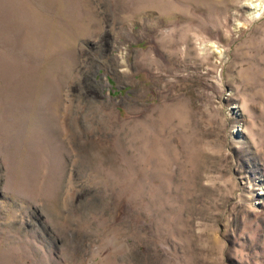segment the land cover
<instances>
[{"label": "rangeland", "instance_id": "obj_1", "mask_svg": "<svg viewBox=\"0 0 264 264\" xmlns=\"http://www.w3.org/2000/svg\"><path fill=\"white\" fill-rule=\"evenodd\" d=\"M0 264H264V0H0Z\"/></svg>", "mask_w": 264, "mask_h": 264}, {"label": "bare ground", "instance_id": "obj_2", "mask_svg": "<svg viewBox=\"0 0 264 264\" xmlns=\"http://www.w3.org/2000/svg\"><path fill=\"white\" fill-rule=\"evenodd\" d=\"M250 4H251V7H253L254 9H258L259 7V5H257L256 3L251 2Z\"/></svg>", "mask_w": 264, "mask_h": 264}]
</instances>
